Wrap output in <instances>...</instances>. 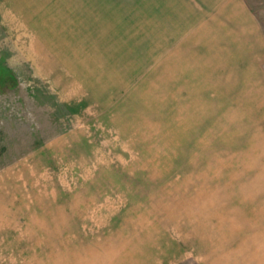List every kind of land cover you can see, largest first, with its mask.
I'll list each match as a JSON object with an SVG mask.
<instances>
[{"label": "rangeland", "instance_id": "1", "mask_svg": "<svg viewBox=\"0 0 264 264\" xmlns=\"http://www.w3.org/2000/svg\"><path fill=\"white\" fill-rule=\"evenodd\" d=\"M0 264H264V0H0Z\"/></svg>", "mask_w": 264, "mask_h": 264}]
</instances>
